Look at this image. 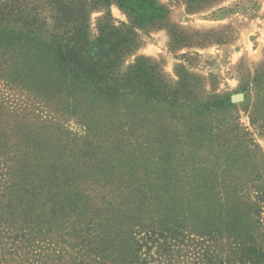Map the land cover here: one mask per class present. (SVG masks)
Returning <instances> with one entry per match:
<instances>
[{"label": "trees", "instance_id": "1", "mask_svg": "<svg viewBox=\"0 0 264 264\" xmlns=\"http://www.w3.org/2000/svg\"><path fill=\"white\" fill-rule=\"evenodd\" d=\"M106 3L0 0V83L47 112L26 125L0 91V246L36 264L46 251L60 264H264V160L241 115L264 137V64L242 79L240 110L147 58L123 72L161 9L118 0L130 24L108 15L94 40L89 15ZM169 32L172 50L220 42Z\"/></svg>", "mask_w": 264, "mask_h": 264}, {"label": "rangeland", "instance_id": "2", "mask_svg": "<svg viewBox=\"0 0 264 264\" xmlns=\"http://www.w3.org/2000/svg\"><path fill=\"white\" fill-rule=\"evenodd\" d=\"M101 8H94L89 15L90 31L94 40L100 36V23L110 15L116 27L129 25L128 13L117 3L107 0ZM161 13L152 24L136 28L140 47L125 58L123 72L136 64L139 58L157 62L164 75L172 83L180 82V76L202 78L209 96L218 94L230 98L239 110L246 104L239 99L242 79L254 76L264 64V0H153ZM141 22V21H140ZM170 29L185 31L189 36L200 32L202 36L213 32L214 39L220 42L206 44L204 47H178L170 49ZM1 97L7 99L6 110L17 107L26 115L28 125L44 123L39 108L29 107L19 95L9 93L0 83ZM242 122L249 127L255 140L251 150L255 156L264 160V137L257 128L250 126V119L241 112ZM66 118V119H65ZM67 127L78 133L74 119L65 117ZM64 122V121H63ZM264 169V168H263ZM250 171V170H249ZM10 246H0L3 264H36L26 259L24 245L18 244L15 252ZM52 253L46 251L41 259L43 264H60ZM37 259V258H36Z\"/></svg>", "mask_w": 264, "mask_h": 264}]
</instances>
